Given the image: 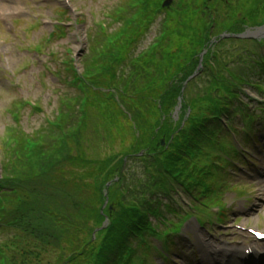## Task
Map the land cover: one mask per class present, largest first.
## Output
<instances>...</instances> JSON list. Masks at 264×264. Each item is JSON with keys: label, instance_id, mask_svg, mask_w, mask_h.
<instances>
[{"label": "rangeland", "instance_id": "1", "mask_svg": "<svg viewBox=\"0 0 264 264\" xmlns=\"http://www.w3.org/2000/svg\"><path fill=\"white\" fill-rule=\"evenodd\" d=\"M69 1L70 4L73 5L74 12L70 13V15H65L62 19L69 25L64 27L65 31H62L61 34H56L55 37H51L57 31L55 23L57 22L56 20L59 19V14L64 15L61 10H69ZM69 1L0 0V174L2 179L6 181L9 180L10 184L14 187L17 184H22L20 179L23 181L32 178L29 177L33 173L31 171H40V169L42 170V167L37 161L32 162L31 166L27 163V171L26 169H22L21 166L19 170L11 169L12 159L10 157V150L16 148L20 137L26 138V134L30 136H38L41 134L40 132H42L41 129L43 127H46L47 124L56 120V117L60 115V106L67 101V98L64 99V95L71 96L68 102H75V100H77L79 94L76 89H73L75 88L73 85L74 76L75 74L83 76L86 66L89 67L92 65L95 52L92 51V44L89 40L92 39L95 41V35L99 32V29L95 27L98 26L97 21L102 23L106 18L105 14H115L121 4L132 2V0ZM99 1H101L100 6ZM179 1L180 4L187 3V5H189L191 3V0H185L183 2L182 0ZM175 4L176 2L173 4L170 3V6L168 7L174 8V6L176 7ZM9 7L13 8V12H8L9 10L7 9ZM187 9L185 10L186 12ZM252 12L253 11L248 9L243 12L242 16H245L248 19ZM74 13L76 14L75 17L74 15H71ZM251 19L252 20L247 21L253 25L257 21V16L253 14ZM77 20L78 23L80 20V25H77ZM104 22L105 23L102 25L108 27L113 25L112 29L109 31L110 34L115 31L117 26H121L117 23L114 24L112 19ZM219 23L220 28L212 32L214 38L211 40V45H215L213 48L211 45L208 48L206 46L202 47L200 43V46H198L197 40L192 38L196 43L193 47L189 46L190 50L186 49V51H191L195 54L197 52L199 53L197 58L192 53L187 56L189 57V61L192 58L198 59L199 66L196 69V75L193 81L201 86L203 84V88H205L204 84L207 81V78H204L206 74L204 72V67L206 66V60L208 57L213 55L216 50H225L232 59V57H235V55L238 54V52H236L237 49L244 50L250 46V44L239 43L246 41L236 38V35L248 33V36L250 34V32H248V25L242 26V29L244 28L242 32H237L238 28H235L233 22L229 20H221ZM254 28H257V26L253 27V29ZM93 31L95 32L93 33ZM187 32L188 31H186V33ZM157 34L158 26H154V29L144 41L140 44L136 43V45L139 46L136 51H134L135 55L141 51L150 50L151 47L161 39L160 36L158 38ZM256 34L257 33H253L254 36ZM192 35L196 37L199 36V34L196 35L193 34V32ZM190 36L191 35H189V38ZM258 36H261V39L264 38V34ZM137 39L138 38H136V40ZM246 39H248V42H252L250 38ZM188 40L189 39H187L186 42H189ZM221 41L224 42L223 46L216 47V44ZM262 53L264 54V52ZM222 58L224 57L222 56ZM105 61L106 60H104V62ZM107 61L109 60L107 59ZM189 61L187 62L189 63ZM104 62H101L100 64H104ZM123 66L124 68L127 67L125 62L124 64L122 63L121 69L112 64L113 68H108V70L103 69V71L102 69L101 71L96 70L93 76H91L93 79H91L93 81L92 83L96 86L95 89L101 91L103 89L102 86L105 85L104 88L108 89L106 91H108L115 101L113 106L111 104L112 109L109 110L110 106H107L109 111L106 113H110L109 115L104 112L105 108L102 109L104 105L95 102L93 103L94 105L91 107V115L89 114L88 119H85V121H88L84 127L85 131L82 138V146L79 145L81 146L79 147L81 149L85 146L89 148L87 153L91 162L96 161V164H98V162L102 164L105 159L112 156L117 157L116 160L106 163V165H104L106 168L102 171V174H96L100 181L98 187L94 186L93 180L90 179V186L85 188V194L83 193L80 196H74L73 194L72 199L64 197L66 202L71 201L75 203V206L71 209L67 208L68 211L70 210V214L72 213L71 218L64 215L67 211L63 204L64 202L60 196L51 193L50 186H48L49 184L44 186L45 190L43 189V193L35 190L36 186L31 192L28 189V186L25 190L21 189L23 197H26L30 202V207L28 208L30 212L27 214L28 219H25L24 224H33V231L30 232L28 229H25L24 231V228L26 227L20 228V226H23L22 224H19L17 227H15L16 224H13V226H8L6 229L0 228V264H22L21 262L23 261V264H65L70 254L63 252V248L61 247L67 242V237L69 235L74 236L75 234L79 237V240H74L76 244L82 239H85V244L91 242L93 239H96L97 241L100 238L97 233L105 228L108 223V218L106 219L104 215L107 217V214H110L113 205H119V200L123 198V193L120 192L119 186H114L112 183L106 185L103 184L104 186H101V184L105 182L104 180L107 177L106 174L111 171L116 173L115 176L118 174V171H120L121 175L118 174V177L121 176L124 178L125 176V178L129 179L130 183L127 189L136 201L134 202L133 200H130L129 203H131L133 208L136 209V213L143 210L147 202L152 200L151 197H153L157 191L155 185H142V180L138 176V171L134 174L130 173L134 172L136 169L135 158L140 159L141 156H143L142 152L146 151L143 149L140 150L141 152H139V149H136L138 150L136 151L134 146L129 145L124 149L120 146L121 138L117 137L116 139L114 136L109 137L108 134L104 133V131L110 127L107 126L106 128V122H104V119L108 116L109 119L112 118L109 121H113L109 123L117 121L115 122V126L122 128L123 123L125 128L129 127L128 122H125L126 119H123L122 117L125 115L131 117L133 115L129 111L130 107H126L125 105L130 99H133L136 104L141 100L137 105L138 107H134V109L138 116L146 115V121L148 118L149 122L153 121L151 113L154 112L155 115L156 112L155 109L152 110L150 108H154L153 101L157 95H153L152 92L148 93V90L145 89L147 85L143 83L144 81H142V79H140V82H138L139 79L135 82L132 81L133 83L131 85L126 83L127 87L124 86L123 80L129 82V80L131 81L135 76L132 75V77L129 78L130 69L127 67V70L122 72L121 70H123ZM231 66L233 67V65ZM75 67L77 68L76 71L74 70ZM91 67L89 69H91ZM104 68L106 67L104 66ZM52 72L61 73L65 82H61L59 86H57L58 80L54 78ZM122 74H124L125 79L122 77ZM98 76H101L99 79L100 82H102V86L100 84L102 88H98V80L96 79ZM116 80H118L116 85H112L111 88H108L110 83ZM44 82H47V85H44ZM75 85L77 86V83ZM126 88H133L136 92L134 96L128 95V92L125 90ZM124 91H126L127 94L125 93V97L122 98ZM191 95L188 97L191 102L197 101L198 103L201 102L199 100L203 98V94L200 96L198 89H196V91L192 90ZM250 97H252V99L251 101L248 100V102L253 103L254 105H258L259 101L262 102L264 100V98L258 94H250ZM94 99L95 98L92 100L95 101ZM22 103H24V105H22ZM117 107L122 111L121 116H118ZM155 107L158 108L159 104L156 103ZM185 108L186 106L184 102H181L180 110H176V105H173L171 112L174 113V117L175 114L179 112V117H181ZM194 112L196 113V111H193V113ZM258 113L260 114V112ZM116 118L119 119L117 120ZM135 120V116L133 119H129V121H132V128L134 129ZM237 124L243 126V123ZM257 135H259V133ZM223 136L226 137V135L223 134L221 135V138H224ZM160 137V135H156V140L154 139L155 145L158 144ZM232 137L234 136L232 135ZM70 138L71 137H68L67 141L73 139ZM12 140H15L16 143L12 144ZM161 144L162 142H160V145ZM117 146L120 148H117ZM76 147L74 152L71 153L70 159L78 154L77 152L79 148L77 145ZM72 150L71 146L68 145L67 152L69 153V151ZM249 151L251 152V155L257 154V152H255L256 149L252 147L249 148ZM219 155L221 154L219 153ZM54 157L56 158L50 160V169L53 170L50 175H53V177L47 180L49 183H51L59 170H70L68 165H65V162H62L63 160H58V155H55ZM226 158L227 157H225V159ZM74 161L72 163H74ZM121 161H125L126 163L129 161L128 171L119 169ZM234 162L236 163V160H234ZM72 163L66 162V164L70 165ZM232 165L236 175H234L233 171L229 174L228 169H226L225 171L228 176L221 177L223 179V186L221 188L223 189V194L220 197L226 204H228L229 212L226 213V219L223 220V222L218 223L214 219V223H207L206 231L211 233V241L209 242L214 246L234 245L239 247L242 246L243 248L251 246L257 250H262L264 244H259L248 232L250 229L264 230V190H262L259 185L253 184L249 181V176H247V172H250L251 169H262L259 168L258 164L252 166L248 165L242 170L238 168L237 164ZM93 168L96 172L99 171L98 166L93 165ZM15 177H20V179ZM220 184L221 183H219V185ZM239 185L244 187L240 188L238 187ZM41 186L43 187V185ZM225 188L235 190V193L231 190L228 191ZM238 188L241 193L245 194L240 195L236 193ZM56 192L54 194H56ZM39 193L42 194L38 195ZM124 193L125 195L128 194L125 190ZM182 200L184 203H188L186 202L188 197L182 196ZM152 202L153 206H156L159 199H155ZM258 206L259 208H257ZM4 214L6 213L4 212ZM62 215L65 216V219L62 218ZM1 219H3L2 214H0V221ZM76 219L79 223H75ZM101 219L102 222L99 223ZM242 229H244V231ZM197 232H203L202 234L207 238V232H204L203 229L201 230L197 223H193L191 232L189 233L188 231V233L185 234H193L197 240V244H195V241L193 242L194 245H197L198 248L202 249L201 240L198 237L199 234ZM46 240H49L50 242L47 243ZM52 243L55 245L53 246ZM156 246L159 247V242L151 239L150 242L147 241V245L138 250L139 257H142V253L144 255V264L155 263V261L156 263L160 262L156 253ZM211 250L212 248L209 247L208 251ZM187 253L188 252L183 251L182 257L184 260L179 262V264L188 263L189 260L194 261L198 258L196 254H190L188 257ZM204 253L206 255H211L210 253L208 254L206 250ZM74 254H76V251H74ZM13 256L18 259L16 261H11V259L14 258Z\"/></svg>", "mask_w": 264, "mask_h": 264}, {"label": "trees", "instance_id": "2", "mask_svg": "<svg viewBox=\"0 0 264 264\" xmlns=\"http://www.w3.org/2000/svg\"><path fill=\"white\" fill-rule=\"evenodd\" d=\"M183 1L185 0H182V2ZM163 2L164 0H133L132 3L126 2L125 4H121V7L118 8L116 13L112 14L114 24L117 23L121 26H117L115 31L111 34L109 31L112 29L113 25L105 29L101 28L99 29V32L96 33V37L94 36L95 41L92 39L89 40L92 44L91 49L95 52V57L92 60V67L86 66L83 76H78V74H75L74 76L73 85L75 88L73 89H76L79 94L77 100H75V102H68L71 96L67 95L68 98L66 103H63L60 106V115L56 117L54 122L43 127L40 135L30 136L26 134V138L18 137L19 141L17 142L16 148L10 150V157L12 159V168H10L19 170L21 166L22 169H26L27 171V163L31 166L32 162L38 161L42 170L35 171L33 169L34 171H31L33 173L29 176L32 178L23 181L20 177H15L22 182L21 185L17 184L18 186L16 185L15 187L10 184L9 180H2L3 183L0 185V196L3 200L1 201L0 206L3 208L2 214L4 216L0 221V228H4L7 224H16L15 227L22 224L23 226H20V228L26 227L24 228V231L25 229H28L30 232L33 231V224H24L25 219H28L27 214L30 212L28 209L30 207V202L26 197H23L21 189L25 190L28 186V189L31 192L36 186L35 190L43 193L44 186L49 184L48 186H50L51 193L60 196L64 202L65 209H71L75 206V203L71 201L66 202L64 197L72 199L73 194L74 196H80L83 193L85 194V188L90 186V179L93 180V185L98 187L100 181L94 176L98 173L102 174V171L106 168V166H104L106 163L116 160L117 157L112 156L105 159L102 164L99 162L96 164V161L91 162L89 160L87 153L89 148L86 146L82 149L79 148L82 146V138L85 131L84 127L88 121H85V119H88L89 114L91 115V107L94 105L93 103L95 102L104 105L102 109L105 108L104 112L106 113L112 109L111 104L113 106L115 101L108 91H106L108 89L104 88L105 85L102 86V82H100L99 79L102 75L96 78L98 80V88L103 87L101 90L102 92L95 89L96 86L92 83L93 79L91 76H93L96 70H108V68H113L112 64L121 69L122 63L124 64L125 62L130 69L129 76L128 74L127 76L131 78L132 75H134L135 78L131 81L129 80V82L123 80L124 86L127 87L126 83L131 85L138 79V82L142 79V81H144L143 83L147 85L145 89L148 90V93L152 92L153 95H157L153 104L156 103L155 101H157L160 96H166L167 93L166 97H169L170 101L167 103L166 101L168 100H165L163 106H165L166 116L170 117L172 106L176 105L177 99L181 96L183 84L196 72V69L199 66L198 59H196L199 53L197 52L195 54L194 52L186 51V49L190 50L189 46H194L196 43L195 40H197L198 46L201 44L202 47H210L211 40L214 38L212 32L220 28L219 21L221 20H229L233 22L235 28H238L237 32H242L244 30V28L242 29V26L244 25H248L249 27L264 25V0H191L189 5H187V3L180 4V1L177 0V8L174 6V8L171 9L163 8ZM186 9L187 12L185 11ZM248 9L253 12L247 19L245 16H242V14ZM253 14L257 16V21L251 25L247 20H252L251 16ZM159 20L161 25L158 32L162 34L160 36L161 39H159L150 50L145 52L141 51L135 55L134 51H136L139 46L136 45V43L140 44L144 41ZM186 31H188V34ZM94 32L95 31H93V33ZM192 32L196 35L199 34V36H193ZM189 35H191L190 38ZM136 38L138 39L136 40ZM187 39H189V42H186ZM223 44L224 42L221 41L216 44V47L223 46ZM213 46L215 45H211L212 48ZM248 52L249 50L238 51V54L235 55L236 58L232 57V59L225 50H216L215 53L212 52L214 54L208 57L206 60V66L204 67V72L206 73L204 78L208 79L207 84L210 88H207V91L204 94V97H207L203 101L209 103L210 100H213V94L220 91V89L225 86L227 80L226 77L228 75H231L232 80L234 81L243 82L240 71L243 67L241 60ZM191 53L194 54L196 58H192L189 61L187 55H190ZM222 56L224 58H222ZM107 59L109 61H107ZM104 60L106 61L104 62ZM187 61H189V63ZM101 62H104V64H100ZM232 63L236 65L241 63V68L237 67L236 70L230 69V64ZM104 66L106 68H104ZM90 67L91 69H89ZM127 67L124 68L123 66V70L121 71L125 72ZM253 72L254 69L251 73ZM122 77L124 78V74H122ZM117 81L118 80L110 83L108 88H111L112 85H116ZM229 82L230 81L227 80V84H229ZM76 83L77 86L75 85ZM197 85L198 84L193 82L190 87L193 90ZM125 90L128 92V95L134 96L136 93L133 88H126ZM126 91H124L122 98L125 97ZM93 98H95V101L92 100ZM140 101L136 104L133 99H130L125 103L126 107H130L129 111L133 114L131 117L129 115L122 117L123 119H126L125 122H128V128H125L123 123L122 128L115 126V122L117 121L109 123L113 121H109L112 118L109 119L108 116L104 119V122H106V128L107 126L110 127L106 129L104 133L108 134L109 137L114 136L116 139L117 137L121 138L120 146L124 149L129 145L134 146L135 150L139 149V152H141L140 150L142 149L147 151L145 158H148L149 162L152 164L158 165L160 159L154 157V153L148 152H154L157 149V144H154V139L156 137L157 128L160 127V122L159 119L155 118L154 112L151 113L153 120L151 122H149V118L146 121V115H137L134 107H138L137 105ZM149 104L151 105L150 102ZM197 104L198 103H190L192 108H196ZM107 106H110L109 110L107 109ZM150 109L153 110V108ZM117 111L118 116H121L122 111L118 107ZM134 116L136 119L134 123L135 129L132 128V121H129V119H133ZM116 119L118 120L119 118ZM169 121L170 120H168V123ZM162 133L169 134V130H165V132L162 130L161 134ZM68 137L73 139L70 138L71 140L67 141ZM68 145L73 149L72 151H69V153L67 152ZM76 145L79 148L77 152L78 154L70 159L71 153L74 152ZM117 148L120 147L117 146ZM55 155H58V160H63L62 162H65L64 164L68 165L70 170H59L51 183H49L47 180L53 177V175H50L53 171L50 169V160L56 158L54 157ZM178 160V156L174 159L165 158L162 161L160 160V166L165 163L171 173H176L178 171L177 167L179 166ZM73 161L74 163H72ZM66 162H71L72 164H66ZM121 162L119 169L125 167V161ZM93 165L99 167L98 172L93 170ZM181 168L183 169V166ZM115 174L116 173H113L112 171L106 174L107 177L104 180L105 182H103L101 186L113 181L117 175L120 174V171H118L116 176ZM41 185H43V187ZM124 187L125 182L123 181L121 189ZM55 192L56 194H54ZM121 192L123 193L124 191L121 190ZM42 193H39L38 195H41ZM119 201V205L116 206L117 210L114 208L112 211V214L116 217V225L112 227L110 231L105 233L107 236L102 245L92 248L94 245L90 244V242L85 244V239L78 241V244H76L74 240H79V237L75 234L74 236L69 235L67 237V242L61 247L63 248V252L70 254L65 264H87L90 256H95L99 261L109 258L112 262L117 261L119 258H123L129 248L130 238L137 236V234L141 232V229L138 231L135 229V231L130 228L131 226H125L120 223L132 219L143 220V216L140 215L139 217H136L137 214L134 212H131L130 214L127 213V211L123 209V199L121 198ZM68 209L64 215L71 218L72 213L70 214V210L68 211ZM4 212L6 214H4ZM64 215H62L63 219H65ZM77 222L79 223L76 219L75 223ZM101 222L102 219L99 223ZM46 242L48 243L50 241L46 240ZM52 245L54 246L55 244L52 243ZM100 249H102V251H100ZM74 251H76V254H74ZM84 254L86 256L83 260ZM13 257L14 258H12L11 261H16L18 259L15 256ZM23 262L21 263L23 264ZM99 264H101V261Z\"/></svg>", "mask_w": 264, "mask_h": 264}, {"label": "bare ground", "instance_id": "3", "mask_svg": "<svg viewBox=\"0 0 264 264\" xmlns=\"http://www.w3.org/2000/svg\"><path fill=\"white\" fill-rule=\"evenodd\" d=\"M7 10H9L8 12H13V11H12L13 8H10V7H9ZM8 12H7V13H8Z\"/></svg>", "mask_w": 264, "mask_h": 264}]
</instances>
